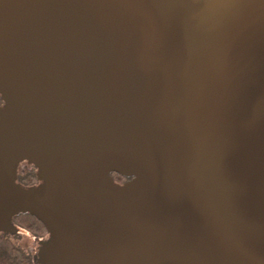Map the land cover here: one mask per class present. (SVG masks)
Masks as SVG:
<instances>
[{
	"label": "water",
	"instance_id": "1",
	"mask_svg": "<svg viewBox=\"0 0 264 264\" xmlns=\"http://www.w3.org/2000/svg\"><path fill=\"white\" fill-rule=\"evenodd\" d=\"M0 97L36 264H264V0H0Z\"/></svg>",
	"mask_w": 264,
	"mask_h": 264
},
{
	"label": "trees",
	"instance_id": "2",
	"mask_svg": "<svg viewBox=\"0 0 264 264\" xmlns=\"http://www.w3.org/2000/svg\"><path fill=\"white\" fill-rule=\"evenodd\" d=\"M3 101L0 97V105ZM38 168L28 162H21L17 168V181L24 187L38 185L40 180L37 175ZM118 183H122L129 177H123L117 173H112ZM12 222L18 229L14 234L0 232V264H36L34 262L33 249H26L23 239L31 240L37 245L40 239L48 236L45 225L29 212L15 215Z\"/></svg>",
	"mask_w": 264,
	"mask_h": 264
},
{
	"label": "rangeland",
	"instance_id": "3",
	"mask_svg": "<svg viewBox=\"0 0 264 264\" xmlns=\"http://www.w3.org/2000/svg\"><path fill=\"white\" fill-rule=\"evenodd\" d=\"M23 245L26 249H33V253H37V247H38V243L37 245H34V243L31 240H25L23 239ZM34 259V258H33ZM35 260V259H34Z\"/></svg>",
	"mask_w": 264,
	"mask_h": 264
},
{
	"label": "flooded vegetation",
	"instance_id": "4",
	"mask_svg": "<svg viewBox=\"0 0 264 264\" xmlns=\"http://www.w3.org/2000/svg\"><path fill=\"white\" fill-rule=\"evenodd\" d=\"M130 179V178H129ZM128 179H125L122 183H124L125 181H127Z\"/></svg>",
	"mask_w": 264,
	"mask_h": 264
}]
</instances>
